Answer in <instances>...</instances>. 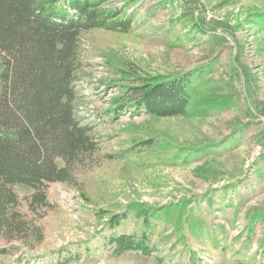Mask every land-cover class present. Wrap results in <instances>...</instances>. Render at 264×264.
<instances>
[{"label":"rangeland","instance_id":"rangeland-1","mask_svg":"<svg viewBox=\"0 0 264 264\" xmlns=\"http://www.w3.org/2000/svg\"><path fill=\"white\" fill-rule=\"evenodd\" d=\"M108 6L124 10L132 29L82 35L79 103L99 122L105 157L76 184L49 185L43 241L7 254L0 242V264H264V0ZM125 62L148 76L194 73L189 114L109 115L127 84ZM142 140L156 144L123 157ZM17 190L22 199L33 192ZM146 208L156 209L149 227L138 217ZM143 233L147 254H118L109 242Z\"/></svg>","mask_w":264,"mask_h":264},{"label":"trees","instance_id":"trees-1","mask_svg":"<svg viewBox=\"0 0 264 264\" xmlns=\"http://www.w3.org/2000/svg\"><path fill=\"white\" fill-rule=\"evenodd\" d=\"M110 0H0V242L2 254L13 244L44 239L39 221L53 210L48 187L76 184L101 165L103 137L98 121L80 113L81 37L97 29L128 33L132 18L108 6ZM125 62L127 84L113 98L109 115L145 112L159 118L187 116L194 73L148 76ZM142 140L123 157L155 145ZM33 190L23 199L17 187ZM26 204L28 214L24 211ZM154 208L138 217L146 227ZM121 223L117 215L111 230ZM145 233V232H144ZM112 235L115 253H150L146 235ZM242 263V262H241ZM243 264V263H242Z\"/></svg>","mask_w":264,"mask_h":264}]
</instances>
